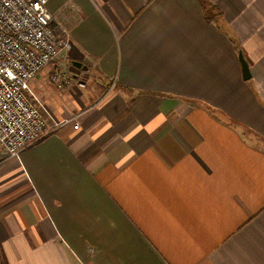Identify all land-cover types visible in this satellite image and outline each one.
I'll return each instance as SVG.
<instances>
[{"label":"crops","instance_id":"crops-1","mask_svg":"<svg viewBox=\"0 0 264 264\" xmlns=\"http://www.w3.org/2000/svg\"><path fill=\"white\" fill-rule=\"evenodd\" d=\"M48 9L72 48L31 86L73 121L0 147V264H264V0Z\"/></svg>","mask_w":264,"mask_h":264},{"label":"built area","instance_id":"built-area-1","mask_svg":"<svg viewBox=\"0 0 264 264\" xmlns=\"http://www.w3.org/2000/svg\"><path fill=\"white\" fill-rule=\"evenodd\" d=\"M49 1L0 0V147L9 157L73 121L49 122L31 86L37 74L72 48L70 32L49 11ZM54 81L63 87L69 73L54 76Z\"/></svg>","mask_w":264,"mask_h":264},{"label":"water","instance_id":"water-1","mask_svg":"<svg viewBox=\"0 0 264 264\" xmlns=\"http://www.w3.org/2000/svg\"><path fill=\"white\" fill-rule=\"evenodd\" d=\"M240 61L242 64V69H243V75L244 79L248 80L251 78V72L249 68L248 62L245 60L244 56L242 53L239 54ZM82 69H87V66H84L81 62L79 61H73L70 65L69 70L75 74H79Z\"/></svg>","mask_w":264,"mask_h":264}]
</instances>
